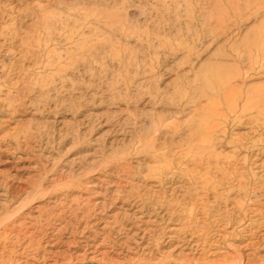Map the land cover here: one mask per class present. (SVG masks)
<instances>
[{"label":"rangeland","instance_id":"obj_1","mask_svg":"<svg viewBox=\"0 0 264 264\" xmlns=\"http://www.w3.org/2000/svg\"><path fill=\"white\" fill-rule=\"evenodd\" d=\"M0 264H264V0H0Z\"/></svg>","mask_w":264,"mask_h":264},{"label":"bare ground","instance_id":"obj_2","mask_svg":"<svg viewBox=\"0 0 264 264\" xmlns=\"http://www.w3.org/2000/svg\"><path fill=\"white\" fill-rule=\"evenodd\" d=\"M24 209V208H23Z\"/></svg>","mask_w":264,"mask_h":264}]
</instances>
